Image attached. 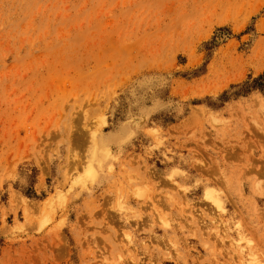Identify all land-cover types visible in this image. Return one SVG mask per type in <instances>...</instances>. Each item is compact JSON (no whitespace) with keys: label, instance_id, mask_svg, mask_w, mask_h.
<instances>
[{"label":"rangeland","instance_id":"obj_1","mask_svg":"<svg viewBox=\"0 0 264 264\" xmlns=\"http://www.w3.org/2000/svg\"><path fill=\"white\" fill-rule=\"evenodd\" d=\"M0 264H264V0H0Z\"/></svg>","mask_w":264,"mask_h":264},{"label":"trees","instance_id":"obj_2","mask_svg":"<svg viewBox=\"0 0 264 264\" xmlns=\"http://www.w3.org/2000/svg\"><path fill=\"white\" fill-rule=\"evenodd\" d=\"M259 79H262V76H261V77H259V78L257 79V81H258Z\"/></svg>","mask_w":264,"mask_h":264}]
</instances>
